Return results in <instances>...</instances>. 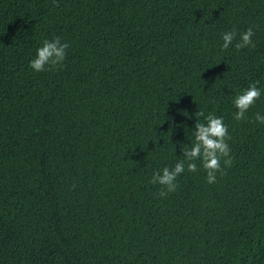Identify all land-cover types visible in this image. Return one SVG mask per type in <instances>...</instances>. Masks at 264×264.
<instances>
[{"label": "trees", "instance_id": "trees-1", "mask_svg": "<svg viewBox=\"0 0 264 264\" xmlns=\"http://www.w3.org/2000/svg\"><path fill=\"white\" fill-rule=\"evenodd\" d=\"M55 37L63 65L36 72ZM199 110L223 118L233 164L209 184L186 162L161 198L152 176L184 159ZM256 113L264 0H0V264H264Z\"/></svg>", "mask_w": 264, "mask_h": 264}, {"label": "clouds", "instance_id": "clouds-1", "mask_svg": "<svg viewBox=\"0 0 264 264\" xmlns=\"http://www.w3.org/2000/svg\"><path fill=\"white\" fill-rule=\"evenodd\" d=\"M254 34L252 27L239 33L240 38L235 44V48L240 50L249 46L255 47L252 41ZM236 37L237 32L235 30L224 32L222 34V49L227 50ZM68 47L69 44L62 43L59 37H55L52 40H44L42 46L37 48L36 56L30 61L29 67L36 72H41L62 66ZM46 66H48V69H46ZM257 83H251L234 97L233 104L238 109L233 116L235 120L240 121L245 119V113L255 104L256 100L260 99L261 91L257 87ZM197 117H204L206 123L200 122ZM255 120L264 124V115L256 113ZM193 136L194 141L192 146L190 148H182L184 159L179 160L173 168L166 166L162 170L154 172L150 183L161 186L159 191L161 198L176 190V179L185 171L186 162L187 170L189 172H196L198 168L195 161L199 160L206 171V179L209 184L216 182L217 173L221 175L226 174L224 168L221 167L222 159L225 167H231L233 164V158L230 155L231 149L227 143L231 137L228 134V128L224 124L222 117H218L212 112L205 115L203 111L199 110L196 113Z\"/></svg>", "mask_w": 264, "mask_h": 264}]
</instances>
